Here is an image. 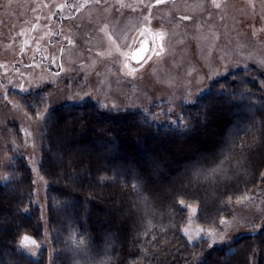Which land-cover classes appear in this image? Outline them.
Instances as JSON below:
<instances>
[{"label": "trees", "instance_id": "obj_1", "mask_svg": "<svg viewBox=\"0 0 264 264\" xmlns=\"http://www.w3.org/2000/svg\"><path fill=\"white\" fill-rule=\"evenodd\" d=\"M262 81L228 75L175 126L91 102L51 111L40 163L48 246L38 260L18 248L24 234L44 241L32 172L18 158L0 183V264H264V229L213 248L189 245L181 231L188 205L217 229L228 203L263 181Z\"/></svg>", "mask_w": 264, "mask_h": 264}, {"label": "rangeland", "instance_id": "obj_2", "mask_svg": "<svg viewBox=\"0 0 264 264\" xmlns=\"http://www.w3.org/2000/svg\"><path fill=\"white\" fill-rule=\"evenodd\" d=\"M144 31L153 50L130 65L127 55ZM239 71L264 79V0H0V183L23 159L44 223L43 243L24 234L19 250L38 260L48 246L40 163L51 111L91 102L175 126L184 107ZM198 211L187 206L181 231L189 245L203 240L213 248L260 233L264 176L257 190L228 203L217 229L199 225Z\"/></svg>", "mask_w": 264, "mask_h": 264}, {"label": "flooded vegetation", "instance_id": "obj_3", "mask_svg": "<svg viewBox=\"0 0 264 264\" xmlns=\"http://www.w3.org/2000/svg\"><path fill=\"white\" fill-rule=\"evenodd\" d=\"M154 47V38L150 32L144 31L142 32L138 38L136 39L135 45L133 46L130 53L127 55V61L130 65H141L149 56ZM142 55V59L140 62L135 63L133 61L134 58Z\"/></svg>", "mask_w": 264, "mask_h": 264}, {"label": "water", "instance_id": "obj_4", "mask_svg": "<svg viewBox=\"0 0 264 264\" xmlns=\"http://www.w3.org/2000/svg\"><path fill=\"white\" fill-rule=\"evenodd\" d=\"M142 55H140L139 57H137V58H134L133 59V61L135 62V63H138V62H140L141 61V59H142V57H141Z\"/></svg>", "mask_w": 264, "mask_h": 264}, {"label": "snow or ice", "instance_id": "obj_5", "mask_svg": "<svg viewBox=\"0 0 264 264\" xmlns=\"http://www.w3.org/2000/svg\"><path fill=\"white\" fill-rule=\"evenodd\" d=\"M25 239H28L27 237H25Z\"/></svg>", "mask_w": 264, "mask_h": 264}]
</instances>
